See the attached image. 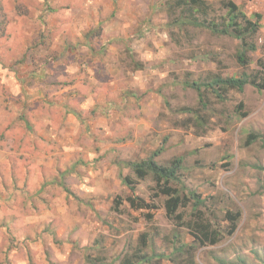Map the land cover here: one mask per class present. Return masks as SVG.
<instances>
[{"label":"rangeland","instance_id":"rangeland-1","mask_svg":"<svg viewBox=\"0 0 264 264\" xmlns=\"http://www.w3.org/2000/svg\"><path fill=\"white\" fill-rule=\"evenodd\" d=\"M1 1L0 264H262L264 148L245 139H264V91H204L201 103L188 84L260 69L264 0H230L260 17L248 68L234 39L174 26L166 0ZM160 148L154 160L181 159V184L216 225L239 213L232 235L177 254L191 236L150 177L134 195L156 208H129L126 163Z\"/></svg>","mask_w":264,"mask_h":264},{"label":"trees","instance_id":"trees-1","mask_svg":"<svg viewBox=\"0 0 264 264\" xmlns=\"http://www.w3.org/2000/svg\"><path fill=\"white\" fill-rule=\"evenodd\" d=\"M165 3L174 26L205 29L212 35L225 36L237 41L236 62L242 68L249 67L250 60L247 54L257 50L255 40L261 28L259 15L247 16L239 6L230 0H166ZM4 10V4L0 0V39L5 36V25L7 24ZM259 68L258 71L250 74L243 72L236 77L222 78L214 75L207 82H193L188 84V87L196 92L198 101L201 103L203 102L204 91H209L219 100H223V94L228 91L242 92L246 86H251L257 91H264V63ZM258 141L264 148V139L257 134L250 133L245 139V146ZM161 150L160 148L149 158L140 162L126 163L135 179L134 181L128 176L122 179L123 184L131 194L126 199L129 208L134 211H147L156 208L152 203H147L134 195L137 181H143L150 177L153 182V198L164 199L163 207L166 217L177 223L179 227H184L191 236L189 244H181L175 249L177 254L183 251L190 254L198 247L216 245L225 235H232L236 230L239 213L224 211L221 221L227 222V226L216 225L214 219H211L212 211L207 208V200L200 199L195 192L187 190L181 184L179 180V171L182 169L181 159H173L167 166L159 165L154 160V156H157ZM256 168L264 173V168ZM119 204L118 201L116 205ZM147 217L150 218L148 215ZM214 260L217 264H252L247 258L239 256L235 259H224L216 256ZM148 261V258L140 255L136 258L130 257L128 262L142 264ZM174 264L179 263L175 261Z\"/></svg>","mask_w":264,"mask_h":264}]
</instances>
